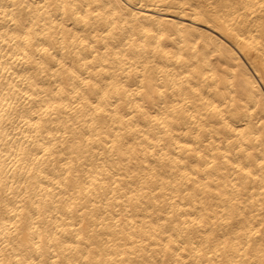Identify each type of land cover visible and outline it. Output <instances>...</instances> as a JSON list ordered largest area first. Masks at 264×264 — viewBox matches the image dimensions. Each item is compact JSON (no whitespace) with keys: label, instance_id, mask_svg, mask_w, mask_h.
Masks as SVG:
<instances>
[{"label":"snow or ice","instance_id":"snow-or-ice-1","mask_svg":"<svg viewBox=\"0 0 264 264\" xmlns=\"http://www.w3.org/2000/svg\"><path fill=\"white\" fill-rule=\"evenodd\" d=\"M0 264H264V0H0Z\"/></svg>","mask_w":264,"mask_h":264},{"label":"bare ground","instance_id":"bare-ground-1","mask_svg":"<svg viewBox=\"0 0 264 264\" xmlns=\"http://www.w3.org/2000/svg\"><path fill=\"white\" fill-rule=\"evenodd\" d=\"M153 2V0H149V3ZM159 2V0H157ZM194 2H198V0H194ZM149 15L155 14L154 10L152 9H147L146 10ZM164 15H169V14H164ZM172 19H178V22L181 24L185 25H190L192 28H196L197 32L192 33V35L188 38L187 40V45L189 47H200V52L203 54L205 51H208L211 53L210 59L214 61L215 65L220 68L221 71L224 70L226 66H232L235 64V61H233L227 54H220L218 55L217 53L220 52V45L215 44V40L218 38L219 40L223 41L225 45L228 46V48L232 49L233 51H236L237 59L244 60L248 70L252 71V67L250 62L247 59V56L236 50L235 48V42L231 41L227 35L223 31L217 32L215 28H209L207 25H200L197 22L192 21L191 19L180 17V18H175V17H170ZM202 29L203 33L205 36L208 35V33H211V36L208 38L207 41H202V37L200 34V30ZM177 35H179L177 33ZM183 43V39L181 40ZM163 46L166 48H172L173 50H176L178 48V45H173L172 40L169 38L163 42ZM215 48L216 52H212V49ZM186 51L188 50L187 48L185 49ZM253 57L255 58V53H252ZM258 194V193H257Z\"/></svg>","mask_w":264,"mask_h":264}]
</instances>
